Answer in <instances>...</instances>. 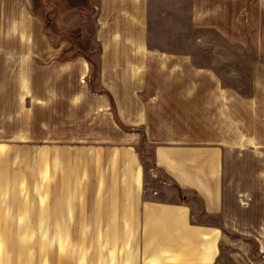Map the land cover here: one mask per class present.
Masks as SVG:
<instances>
[{
	"label": "crops",
	"instance_id": "obj_1",
	"mask_svg": "<svg viewBox=\"0 0 264 264\" xmlns=\"http://www.w3.org/2000/svg\"><path fill=\"white\" fill-rule=\"evenodd\" d=\"M61 1L97 11L92 75L83 56L59 58L35 0H0V145L34 143L67 182L51 195L81 197L38 221L97 236L87 264H264V62L245 95L191 51L153 42L152 0ZM190 11L193 28L257 53L264 0ZM10 207L0 227L29 213Z\"/></svg>",
	"mask_w": 264,
	"mask_h": 264
},
{
	"label": "rangeland",
	"instance_id": "obj_2",
	"mask_svg": "<svg viewBox=\"0 0 264 264\" xmlns=\"http://www.w3.org/2000/svg\"><path fill=\"white\" fill-rule=\"evenodd\" d=\"M35 1V8L45 18L44 28L52 44L62 46L59 58L83 56L91 62L92 75L96 70L98 50L96 9L93 6H71L61 0H49L47 4L43 0ZM190 2L152 0L150 22L153 42L175 51L183 48L191 51L195 63L213 67L225 86L245 95L252 93V64L254 61L264 62V30L249 42L257 49V53L250 54L247 44L243 47L230 44L211 29L193 28L190 24ZM18 144L23 146L25 142H14L10 147L0 145V206H11L13 211L22 206L29 213H20L26 216L25 220L21 218L23 221L13 218L11 226L5 224L0 227V264H87L82 258L98 253L97 236L82 239L83 229L65 230L60 228L61 221L50 223L37 219L41 210H47L48 219L52 215L50 210L80 204L81 197L51 195V192H65L67 182L58 181L62 175L50 173L49 159L45 164H39V148L30 147L34 143L26 147H18ZM64 215L71 216L70 213L61 214ZM87 232L89 235L91 230L87 229ZM83 240H89L90 244L87 241L83 243ZM67 253L75 260L72 261Z\"/></svg>",
	"mask_w": 264,
	"mask_h": 264
},
{
	"label": "water",
	"instance_id": "obj_3",
	"mask_svg": "<svg viewBox=\"0 0 264 264\" xmlns=\"http://www.w3.org/2000/svg\"><path fill=\"white\" fill-rule=\"evenodd\" d=\"M43 2H44L45 4H47V3L49 2V0H43Z\"/></svg>",
	"mask_w": 264,
	"mask_h": 264
}]
</instances>
